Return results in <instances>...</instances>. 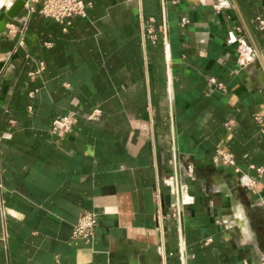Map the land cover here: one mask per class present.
<instances>
[{
    "label": "crops",
    "instance_id": "obj_1",
    "mask_svg": "<svg viewBox=\"0 0 264 264\" xmlns=\"http://www.w3.org/2000/svg\"><path fill=\"white\" fill-rule=\"evenodd\" d=\"M82 1L0 32V264L264 262V0Z\"/></svg>",
    "mask_w": 264,
    "mask_h": 264
},
{
    "label": "built area",
    "instance_id": "obj_2",
    "mask_svg": "<svg viewBox=\"0 0 264 264\" xmlns=\"http://www.w3.org/2000/svg\"><path fill=\"white\" fill-rule=\"evenodd\" d=\"M40 13L45 16L53 17L57 22L63 25L65 29L70 24V17L74 15H84L85 4L82 0H43ZM263 22V21H261ZM242 52V53H241ZM240 57L237 59L239 65H244L250 57V53L242 49ZM74 124V119L70 115L56 117L51 122L53 131H69ZM221 160L227 163H233L232 155L226 152L220 153ZM217 159H214L216 163ZM187 170L192 173V167L187 164ZM262 172V168H257ZM249 185L252 182L248 183ZM97 222V216L92 211H85L80 215L72 230V239L89 241L93 236L94 227ZM259 264H264L261 262Z\"/></svg>",
    "mask_w": 264,
    "mask_h": 264
},
{
    "label": "water",
    "instance_id": "obj_3",
    "mask_svg": "<svg viewBox=\"0 0 264 264\" xmlns=\"http://www.w3.org/2000/svg\"><path fill=\"white\" fill-rule=\"evenodd\" d=\"M29 0H13L0 16V32Z\"/></svg>",
    "mask_w": 264,
    "mask_h": 264
}]
</instances>
